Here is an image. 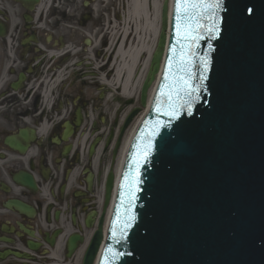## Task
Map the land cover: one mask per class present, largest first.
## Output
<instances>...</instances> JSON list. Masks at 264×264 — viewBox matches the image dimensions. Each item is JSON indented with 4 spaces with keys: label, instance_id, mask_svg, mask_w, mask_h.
Returning a JSON list of instances; mask_svg holds the SVG:
<instances>
[{
    "label": "water",
    "instance_id": "obj_1",
    "mask_svg": "<svg viewBox=\"0 0 264 264\" xmlns=\"http://www.w3.org/2000/svg\"><path fill=\"white\" fill-rule=\"evenodd\" d=\"M18 1L33 8L40 0ZM169 2L162 5L157 48L141 87L145 107L156 82L148 110L130 140L117 182L114 168L108 173L103 210L83 264H264V0H222L215 21L219 34L213 39L214 33L201 29L203 38L191 47V84H201L186 98L191 114L186 105L175 119L163 114L169 97L160 93L169 92L180 44L186 42L177 43L176 0L171 8ZM140 112L135 108L127 115L123 132ZM149 144L145 161L141 156ZM130 186L136 197L131 213ZM129 214L135 219L121 236ZM95 216L96 211L87 217L91 228ZM81 240L78 234L71 238L69 255Z\"/></svg>",
    "mask_w": 264,
    "mask_h": 264
},
{
    "label": "flooded vegetation",
    "instance_id": "obj_2",
    "mask_svg": "<svg viewBox=\"0 0 264 264\" xmlns=\"http://www.w3.org/2000/svg\"><path fill=\"white\" fill-rule=\"evenodd\" d=\"M45 3L0 0V264H78L93 230L87 217L96 211L99 221L101 183L124 143L117 111L108 128L96 106L99 121L86 126L76 99L70 109L63 93L56 97L63 82L54 81L75 58L76 40L55 38L60 22L47 23ZM76 234L82 240L69 255Z\"/></svg>",
    "mask_w": 264,
    "mask_h": 264
},
{
    "label": "rangeland",
    "instance_id": "obj_3",
    "mask_svg": "<svg viewBox=\"0 0 264 264\" xmlns=\"http://www.w3.org/2000/svg\"><path fill=\"white\" fill-rule=\"evenodd\" d=\"M44 1L48 16L47 23L55 26V22L58 20L60 22H58L55 38L70 36L76 40L73 45L69 44L72 47L75 46L76 56L75 58L71 56L69 63L63 64V83L60 85L61 89H58L56 97L63 93L66 103L62 107H70V109L73 106V99H76V107L86 112L84 119L86 126L92 121H99V117L95 113L96 106L99 111H103V120L106 121L105 127L108 128L115 119L116 111V116L121 121L134 108H141V112L136 116L125 134L126 140L145 112V108L140 104L142 85L136 90L132 87L129 92L133 93L132 95L122 94L121 88H116V86L109 88V86L102 85L99 78L106 76V72L95 73L92 67L93 63H97L94 55L105 48V42L98 45L101 30L108 20L115 21L118 19L120 23L126 0H74L72 4L67 3L68 0ZM62 11L65 12V17L60 15ZM150 12H153L152 7ZM87 39L92 40L91 46L86 43ZM144 60L145 56L141 59V64L144 63ZM53 97L54 95H49V98L53 99ZM82 101L86 102L85 106H80Z\"/></svg>",
    "mask_w": 264,
    "mask_h": 264
},
{
    "label": "bare ground",
    "instance_id": "obj_4",
    "mask_svg": "<svg viewBox=\"0 0 264 264\" xmlns=\"http://www.w3.org/2000/svg\"><path fill=\"white\" fill-rule=\"evenodd\" d=\"M172 4L173 0H170V8ZM161 5L162 0H126L120 23L118 19L106 22L105 27L100 32L98 42V45L105 42V48L94 55L97 63L92 64L95 73L106 72V76L99 78L102 85L109 86V88L111 86L121 88L122 94L126 95L133 94L129 93L132 87L136 90L142 85L150 68L160 36ZM151 7L153 12H150ZM89 40L88 45L91 46L92 40ZM144 56V63L141 64V59ZM62 76L60 71L54 83L60 82ZM155 85L156 82L150 88L145 112L148 110ZM42 97L46 103V91L43 92ZM145 112L141 115L140 120ZM135 128L136 126L124 142L116 169L118 173ZM112 202L108 208V218L112 210Z\"/></svg>",
    "mask_w": 264,
    "mask_h": 264
},
{
    "label": "snow or ice",
    "instance_id": "obj_5",
    "mask_svg": "<svg viewBox=\"0 0 264 264\" xmlns=\"http://www.w3.org/2000/svg\"><path fill=\"white\" fill-rule=\"evenodd\" d=\"M221 6L222 0H176L175 27L178 37L177 43H180V41H185L186 43L180 44L181 55L177 62V70L176 73H172V83L167 85L169 92L165 93L162 89L160 93L161 95H167L169 97L168 110H165L163 113L165 116L173 119L178 118L180 108L186 105L188 106L187 110L189 114H191L190 100L186 98L192 97L201 87V84H197L195 87L191 84V81L195 78L194 74L191 72V66L193 64L192 56L194 55V53L191 52V47L195 42L203 38L200 34L201 29L209 33H214L212 36L213 39L219 34L215 21L217 19L216 10L220 9ZM203 20L212 21V23L211 25H206L201 23ZM186 47L188 48L187 56L184 55ZM171 51L175 53L176 49L173 47ZM201 63L205 66V71H207V60L202 58ZM171 68L172 63L170 62L169 71H171ZM204 79H206V76L202 73L200 76L201 83ZM173 96H175V100ZM156 110L157 112L160 111L159 103ZM150 149L151 145L149 144L142 153L141 158L145 161L148 158ZM134 163H137L138 167L140 166L138 161H134ZM125 179H127V177H125ZM135 183H139V180L135 181ZM135 198V193L131 191L130 186L129 213H131V201L135 200ZM134 219V215L131 214L125 218L121 226V236L125 234L126 229L131 227V222ZM112 234L113 237L116 236L115 228L112 229ZM108 252L112 254L113 258L117 255L113 253L111 248L108 249Z\"/></svg>",
    "mask_w": 264,
    "mask_h": 264
}]
</instances>
